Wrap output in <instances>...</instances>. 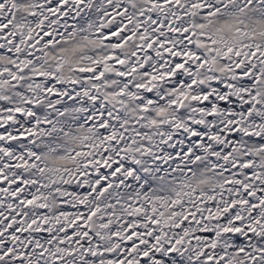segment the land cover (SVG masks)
<instances>
[{
	"label": "snow or ice",
	"instance_id": "1",
	"mask_svg": "<svg viewBox=\"0 0 264 264\" xmlns=\"http://www.w3.org/2000/svg\"><path fill=\"white\" fill-rule=\"evenodd\" d=\"M0 264H264V0H0Z\"/></svg>",
	"mask_w": 264,
	"mask_h": 264
}]
</instances>
